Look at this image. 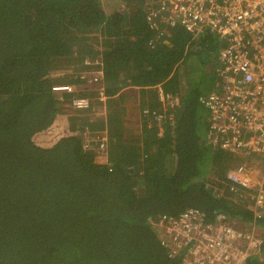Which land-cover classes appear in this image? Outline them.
<instances>
[{
  "label": "trees",
  "instance_id": "trees-1",
  "mask_svg": "<svg viewBox=\"0 0 264 264\" xmlns=\"http://www.w3.org/2000/svg\"><path fill=\"white\" fill-rule=\"evenodd\" d=\"M148 9L146 0H0V264H180L152 220L187 207L208 221L256 223L263 239L245 264H264V209L254 217L252 195L225 178L239 157L206 142L198 97L215 88L221 42L182 28L155 36ZM121 73L142 95L131 134ZM80 96L88 106L68 114ZM101 130L106 152L85 140Z\"/></svg>",
  "mask_w": 264,
  "mask_h": 264
},
{
  "label": "built area",
  "instance_id": "built-area-1",
  "mask_svg": "<svg viewBox=\"0 0 264 264\" xmlns=\"http://www.w3.org/2000/svg\"><path fill=\"white\" fill-rule=\"evenodd\" d=\"M146 1L145 23L155 36L182 28L193 34L210 31L220 40L215 88L198 97L207 110L206 142L239 156L225 178L231 189L252 195L251 209L259 217L264 209V170L254 173L264 156V0ZM88 104L87 97L71 101L74 109ZM100 132L96 148L106 152V131ZM152 222L170 255H181L180 264H245L263 239L254 222L236 226L222 213L208 221L195 207L162 214Z\"/></svg>",
  "mask_w": 264,
  "mask_h": 264
},
{
  "label": "crops",
  "instance_id": "crops-1",
  "mask_svg": "<svg viewBox=\"0 0 264 264\" xmlns=\"http://www.w3.org/2000/svg\"><path fill=\"white\" fill-rule=\"evenodd\" d=\"M128 71H129V68H128ZM121 77H125V79H126V81L128 82V84L126 85V86H124V87H122V89L120 90V91H123L125 88H127V90H128V93H133L132 94V97H129V98H127V102H126V104H127V112H126V115L124 116V120H125V125L128 127V128H132L135 132L137 131L136 129H138L139 131H140V129H141V125L140 126H135L134 128L131 126V125H129V124H132L133 122H135L136 121V119L139 117V116H141L140 115V111H139V104H138V99L140 98V97H142V95H140L139 94V88H138V86L137 85H133V84H129V82L133 79V76L132 75H130V73H128V74H125V76H124V74L123 73H121V75H120ZM119 76V77H120ZM119 77H117V78H119ZM101 82L103 83V81L101 80ZM146 88H148V87H146ZM159 89H160V87H159ZM119 91V92H120ZM137 92V93H136ZM159 95H160V98H162V91L160 90V92H159ZM146 96V95H145ZM135 104H136V106H135ZM136 109L137 108V110H138V112H137V115H136V113L133 111L134 109ZM138 121L140 122V117L138 118ZM61 126L62 127H64L63 125H59V121H57V122H55L54 123V125H52L51 126V128L52 129H50V130H48L47 132H49V131H60V128H61ZM93 134V133H92ZM91 138V137H90ZM237 157H239V156H237ZM260 160H262V159H260ZM102 162V164H104V163H106V161L105 160H102L101 161ZM100 162V163H101ZM260 167V166H259Z\"/></svg>",
  "mask_w": 264,
  "mask_h": 264
},
{
  "label": "rangeland",
  "instance_id": "rangeland-1",
  "mask_svg": "<svg viewBox=\"0 0 264 264\" xmlns=\"http://www.w3.org/2000/svg\"><path fill=\"white\" fill-rule=\"evenodd\" d=\"M102 1V3H106V1L107 0H101ZM59 87H64V86H59ZM141 98V97H140ZM139 100V99H138ZM138 102V101H137ZM135 106H136V104H135ZM134 109V108H133ZM135 113H136V115H137V112H138V110H137V108L136 109H134L133 110ZM67 112H68V114H70L71 112H74V108H67ZM101 113V112H100ZM140 117V116H139ZM138 117V118H139ZM138 118L136 119V121L135 122H133L132 124H129V125H131L133 128L135 127V126H140L141 124H140V122L138 121ZM66 123V119H62L61 120V122L59 121V125H63V124H65ZM66 127H68V131H69V129H71L69 126H66ZM65 128L64 127H62L61 126V128H60V131L61 130H64ZM72 130H74V128H72ZM76 130V129H75ZM137 131L136 132H139V130L138 129H136ZM58 132L59 131H49V132H41V133H39L38 135H37V137H36V141L40 144V145H48V144H51L55 139H56V137H57V135H58ZM134 132V130L132 129V128H128V133L129 134H131V133H133ZM100 131H98V132H93V134H94V136L93 137H91L90 139L91 140H93V141H99L98 139H96V136L97 135H100ZM89 138V137H88ZM259 156L257 155V158H258ZM263 158V161H257L256 163L260 166V170H257L255 173H254V175H256V174H260L263 170H264V156L262 157ZM102 163V162H101Z\"/></svg>",
  "mask_w": 264,
  "mask_h": 264
}]
</instances>
